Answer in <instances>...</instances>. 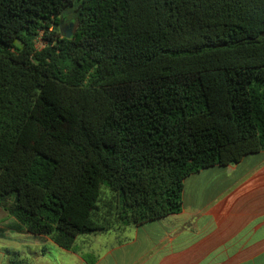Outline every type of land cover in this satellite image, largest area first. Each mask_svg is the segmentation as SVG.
<instances>
[{
	"label": "trees",
	"instance_id": "trees-1",
	"mask_svg": "<svg viewBox=\"0 0 264 264\" xmlns=\"http://www.w3.org/2000/svg\"><path fill=\"white\" fill-rule=\"evenodd\" d=\"M261 152L264 0H0V207L28 233L179 214L188 177Z\"/></svg>",
	"mask_w": 264,
	"mask_h": 264
},
{
	"label": "crops",
	"instance_id": "crops-1",
	"mask_svg": "<svg viewBox=\"0 0 264 264\" xmlns=\"http://www.w3.org/2000/svg\"><path fill=\"white\" fill-rule=\"evenodd\" d=\"M14 257L26 264H264V152L188 177L179 214L80 235L71 249L28 233L0 209V264Z\"/></svg>",
	"mask_w": 264,
	"mask_h": 264
},
{
	"label": "rangeland",
	"instance_id": "rangeland-1",
	"mask_svg": "<svg viewBox=\"0 0 264 264\" xmlns=\"http://www.w3.org/2000/svg\"><path fill=\"white\" fill-rule=\"evenodd\" d=\"M63 21H64L63 25H62L63 31L67 34H74V32L77 28L76 19L73 18V16L68 13L63 17ZM35 44L38 46L39 49H42V46L46 45L45 41H43V39H42V36L37 37V39L35 40ZM215 178H218V180H221L219 177H215ZM222 184H221V186L223 187ZM222 187H220V188L222 189ZM0 209H2V211H5L1 207H0ZM6 213L8 214V212H6Z\"/></svg>",
	"mask_w": 264,
	"mask_h": 264
},
{
	"label": "water",
	"instance_id": "water-1",
	"mask_svg": "<svg viewBox=\"0 0 264 264\" xmlns=\"http://www.w3.org/2000/svg\"><path fill=\"white\" fill-rule=\"evenodd\" d=\"M63 22H64V21H63V19H62L61 22H60L61 32L64 34V36H65L66 39H70V38L72 37L73 34H67V33H65V32L63 31V29H62Z\"/></svg>",
	"mask_w": 264,
	"mask_h": 264
},
{
	"label": "built area",
	"instance_id": "built-area-1",
	"mask_svg": "<svg viewBox=\"0 0 264 264\" xmlns=\"http://www.w3.org/2000/svg\"><path fill=\"white\" fill-rule=\"evenodd\" d=\"M44 46H45V45H44ZM44 46H42V48H44ZM36 48H37L38 50H41V49H39V48H38V46H37V45H36Z\"/></svg>",
	"mask_w": 264,
	"mask_h": 264
}]
</instances>
